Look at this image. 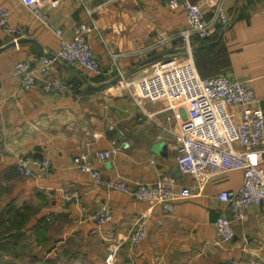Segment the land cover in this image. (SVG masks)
<instances>
[{"label": "crops", "instance_id": "crops-1", "mask_svg": "<svg viewBox=\"0 0 264 264\" xmlns=\"http://www.w3.org/2000/svg\"><path fill=\"white\" fill-rule=\"evenodd\" d=\"M192 1L213 29L206 39L192 35L188 46L185 11L172 10L162 0L86 5L64 0L56 8L47 0L43 9L65 35L71 36L78 23L94 27L89 41L101 66L100 73L90 74L76 64H53L48 78L71 88L60 94L45 91L40 80L24 89L15 73L17 62L35 63L59 50L55 32L21 0H0V8L11 12L10 23L26 28L16 41L0 29V233L4 239L7 232L19 234L16 264H104L110 241L121 244L115 264H264V201L233 222L231 241H222L214 226L227 208L218 194L239 188L243 171L216 175L205 184L182 173L177 165L181 121L166 98H137L118 84L120 71L137 81L152 72L155 62L185 58L190 51L197 76L245 80L264 112V0ZM220 4L229 25L214 18ZM179 112L185 116L183 108ZM231 112L239 120L240 108ZM126 141L129 147L111 159H95L98 151ZM233 146L241 149L236 142ZM78 155L94 160L106 179L129 187L168 179L192 195L166 212L160 204L96 187L91 174L74 165ZM26 157L49 159L52 168L44 173L34 167L35 175H25L17 163ZM249 160L264 167V151ZM75 192L78 202L65 200L66 193ZM103 206L113 218L99 225L89 217ZM142 216L146 238L131 248L130 229Z\"/></svg>", "mask_w": 264, "mask_h": 264}, {"label": "built area", "instance_id": "built-area-1", "mask_svg": "<svg viewBox=\"0 0 264 264\" xmlns=\"http://www.w3.org/2000/svg\"><path fill=\"white\" fill-rule=\"evenodd\" d=\"M41 22L52 29L59 39L60 48L52 55H43L35 63L19 61L15 64V73L21 78L22 87L30 89L40 80L47 92L69 94L71 88L59 78H48V71L57 62L76 64L90 74L100 73L101 66L90 41L89 34L94 27L88 23H78L73 27L71 36L56 27L52 18L43 9L47 0H21ZM64 0H48L56 8ZM86 5L92 0H79ZM172 10L182 9L188 20V29L183 37L190 44V37L197 35L201 39L210 36L213 22L206 19L203 8L192 0H162ZM10 10L0 8V29L15 41L26 34V28L10 23ZM215 20L224 25L231 18L223 4L216 7ZM192 54L187 57H171L153 64L152 72L140 80H127L120 71L118 84L132 96L155 100L166 98L169 107L181 121L177 140L179 142L177 165L179 170L192 176L201 184L209 182L214 176L234 170L243 171L242 185L233 190H224L218 198L226 205L214 222L215 230L222 241H231L235 232L233 222L245 218L247 210L264 201V167L249 160L254 153L264 151V112L256 106L254 89L239 78L215 75L200 78L193 70ZM141 106V103L139 104ZM185 110V116L179 110ZM232 108H240L239 120H234ZM236 142L241 149L233 146ZM129 147L126 141L121 146L98 151L95 159L106 161ZM74 165L83 172L90 173L98 188L108 191L117 190L129 193L138 201L160 204L166 212L174 210L176 201L191 197L189 190L174 188L172 181L162 179L154 182H140L134 187L119 179H106L102 176L94 160L87 155H78ZM34 167L46 173L51 170L49 159L21 158L17 163L19 172L32 176ZM78 193H66V201L78 202ZM229 212V215H227ZM99 225L110 222L112 212L107 206L100 207L90 217ZM146 219L140 217L128 235V243L134 248L146 238ZM121 244L110 241L104 264H115Z\"/></svg>", "mask_w": 264, "mask_h": 264}, {"label": "trees", "instance_id": "trees-1", "mask_svg": "<svg viewBox=\"0 0 264 264\" xmlns=\"http://www.w3.org/2000/svg\"><path fill=\"white\" fill-rule=\"evenodd\" d=\"M4 239V232L0 233V264H16L18 254V236L19 234H11ZM3 238V239H2Z\"/></svg>", "mask_w": 264, "mask_h": 264}]
</instances>
